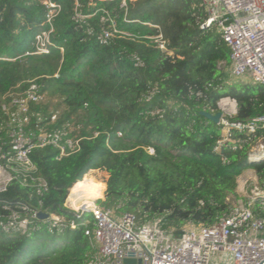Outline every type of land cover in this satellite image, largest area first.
<instances>
[{"label":"trees","instance_id":"1","mask_svg":"<svg viewBox=\"0 0 264 264\" xmlns=\"http://www.w3.org/2000/svg\"><path fill=\"white\" fill-rule=\"evenodd\" d=\"M122 3L0 0V119L4 96L34 81L43 95L59 100L56 108L44 99L32 105L49 120L58 113L54 123L41 125L70 124L72 136L81 139L79 150L62 159L52 147L34 149L32 161L48 189L39 193L18 175L0 192V218L19 203L71 218L64 207L70 189L72 194L90 183L101 194L85 177L91 170L109 174L108 180L99 175L107 181L101 207L117 216L133 213L138 224L161 217L163 228L174 232L228 215L230 196L248 169L264 190V158L247 160L248 147L264 129L238 134L243 148L224 145L217 151L221 126L202 113L217 112L219 99L232 96L238 102L235 119L261 116L264 88L227 81L230 49L217 29L203 27L209 13L200 0ZM42 32H50L52 45L38 54L36 36ZM160 36L167 50L160 48ZM253 210L264 217L260 201ZM91 255L83 226L56 229L40 217L26 232L0 226V264H87Z\"/></svg>","mask_w":264,"mask_h":264},{"label":"built area","instance_id":"2","mask_svg":"<svg viewBox=\"0 0 264 264\" xmlns=\"http://www.w3.org/2000/svg\"><path fill=\"white\" fill-rule=\"evenodd\" d=\"M200 3L209 13L203 27L216 26L230 49V76L251 79L253 84L264 88V0H200ZM122 4L125 6L126 0ZM49 35L50 32H42L36 36V53L50 52ZM160 39V48L167 50L162 36ZM43 98L34 81L19 93L4 96L5 118L0 119V192L6 191L18 175L24 178L23 184L29 185L30 181L37 186L39 193L48 189V182L32 161L34 149L52 147L58 151L57 159H62L80 148L81 139L72 136V125L54 129L41 125L42 121L54 123L58 118V113H52L50 120L45 115L36 116L32 105ZM218 110L222 137L215 147L217 151L224 145L243 148L238 134H254L264 129V114L247 121L235 119L238 113L235 97H221ZM263 154L264 134L248 147L247 160H261ZM256 201L264 206V190L259 184L247 196L237 198L230 213L215 223L209 226L189 223L179 233L163 228L161 217L138 224L133 213L117 216L113 209L103 208L97 201L76 205L70 193L64 207L72 212L71 218L35 208L30 203H19L7 219L0 218V226L26 232L41 212L49 214L45 219L52 228L74 230L83 226L92 248L87 264H128L127 258L136 260L129 264H264V217L254 213ZM5 208L11 209L8 205Z\"/></svg>","mask_w":264,"mask_h":264},{"label":"rangeland","instance_id":"3","mask_svg":"<svg viewBox=\"0 0 264 264\" xmlns=\"http://www.w3.org/2000/svg\"><path fill=\"white\" fill-rule=\"evenodd\" d=\"M212 26H213V29H217L216 26H214V25H212ZM227 81L231 82V83L249 84V85H252L254 87L258 86L256 84H253V81L251 79L250 80L249 79L243 80V79L232 78L231 76H229ZM20 85L16 86L13 90L10 91V93H19L21 91L20 90V88H21ZM43 99H44L43 101L45 103L52 104L51 105L52 108H56L55 106H57L58 103H59V100L57 98L49 99L47 96L44 95ZM218 111L219 110H217V112ZM60 112L62 113V111H60ZM36 116H43V114L41 112H39V111H36ZM99 175L105 176L106 180H108L109 174L107 172L101 171V170H91L85 176V177H87V176L91 177L95 181V183L100 187L99 190H101L100 191L101 194L99 193V196L94 200V201H97V203H98L99 200L105 198V191H106V188H107V181H106V184H105L103 179ZM258 184H259V178H258V175H257L256 171L253 170V169L246 170L245 172H243V174L241 176H239L236 193L234 195L232 194L230 196V201L233 203L237 198L242 197V195H244V196L246 195L247 196V194L250 193V189H252L254 186H256ZM70 192H71V189L69 190L68 195L70 194ZM22 216L25 217L26 213H22ZM22 219H24V218H22ZM186 226H188V224L184 225V227H186ZM50 235L51 234L47 232V233H45L44 235L41 236V239L44 241V243H46L50 239ZM38 239H40V238L36 237L35 240H34V243H36L38 241ZM37 252H38V250L35 247L32 250L31 257L35 256L37 254Z\"/></svg>","mask_w":264,"mask_h":264},{"label":"bare ground","instance_id":"4","mask_svg":"<svg viewBox=\"0 0 264 264\" xmlns=\"http://www.w3.org/2000/svg\"><path fill=\"white\" fill-rule=\"evenodd\" d=\"M71 198L76 200V205H80L85 201H94L97 198V193L90 183H84L76 188L71 194Z\"/></svg>","mask_w":264,"mask_h":264},{"label":"water","instance_id":"5","mask_svg":"<svg viewBox=\"0 0 264 264\" xmlns=\"http://www.w3.org/2000/svg\"><path fill=\"white\" fill-rule=\"evenodd\" d=\"M202 113L206 116V117H208L209 119H211L212 121H214V122H216V123H218L219 122V120H220V117H221V112H217V113H215V114H212L211 112H208V111H202ZM263 156V158H264V154L262 155ZM257 161H259V160H251L250 162L251 163H254V162H257ZM40 215V218H42V219H45V218H47L48 216H49V214L48 213H45V212H41V213H39ZM182 232V230L181 231H179V233H181ZM125 262L126 263H135L136 262V260L135 259H132V258H127L126 260H125Z\"/></svg>","mask_w":264,"mask_h":264}]
</instances>
